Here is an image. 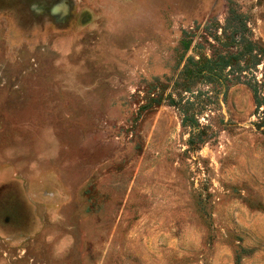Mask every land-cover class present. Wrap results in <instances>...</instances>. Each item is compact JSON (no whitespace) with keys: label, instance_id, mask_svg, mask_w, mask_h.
<instances>
[{"label":"rangeland","instance_id":"obj_1","mask_svg":"<svg viewBox=\"0 0 264 264\" xmlns=\"http://www.w3.org/2000/svg\"><path fill=\"white\" fill-rule=\"evenodd\" d=\"M263 83L264 0H0V264H264Z\"/></svg>","mask_w":264,"mask_h":264},{"label":"trees","instance_id":"obj_2","mask_svg":"<svg viewBox=\"0 0 264 264\" xmlns=\"http://www.w3.org/2000/svg\"><path fill=\"white\" fill-rule=\"evenodd\" d=\"M208 63H209V62H208ZM206 68H207V66H206V67H202L201 69L198 70V73H201V72H203V71H207ZM263 84H264V83H263Z\"/></svg>","mask_w":264,"mask_h":264}]
</instances>
